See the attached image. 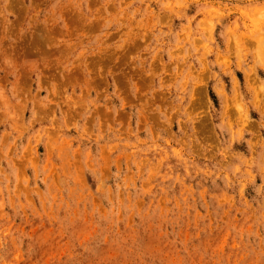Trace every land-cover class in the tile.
<instances>
[{"label": "rangeland", "instance_id": "374dc122", "mask_svg": "<svg viewBox=\"0 0 264 264\" xmlns=\"http://www.w3.org/2000/svg\"><path fill=\"white\" fill-rule=\"evenodd\" d=\"M0 264H264V0H0Z\"/></svg>", "mask_w": 264, "mask_h": 264}, {"label": "clouds", "instance_id": "9594fccd", "mask_svg": "<svg viewBox=\"0 0 264 264\" xmlns=\"http://www.w3.org/2000/svg\"><path fill=\"white\" fill-rule=\"evenodd\" d=\"M4 63H7V61H4Z\"/></svg>", "mask_w": 264, "mask_h": 264}]
</instances>
